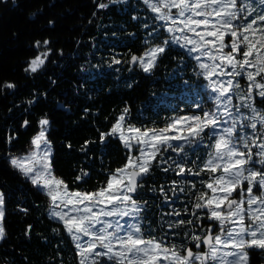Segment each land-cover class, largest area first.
<instances>
[{"label": "trees", "instance_id": "1", "mask_svg": "<svg viewBox=\"0 0 264 264\" xmlns=\"http://www.w3.org/2000/svg\"><path fill=\"white\" fill-rule=\"evenodd\" d=\"M101 3L108 7L99 8ZM165 39L138 0L1 1L0 192L6 235L0 242V264H79V251L51 216L47 195L10 163L13 155L29 149L41 119L50 121L46 137L53 175L71 192L96 193L130 156L116 135L101 140L120 115H125V126L141 131L165 128L187 115L203 118L202 80L184 51L167 45L150 73L138 64L131 67L133 56L142 57ZM40 52H48L45 64L36 72L26 71ZM257 81L264 83L262 76ZM9 83L15 87H5ZM253 103L263 108L264 98L255 96ZM181 146L182 152L173 150ZM173 148L161 150L157 160L167 163L154 161L134 196L147 240L171 242L181 231L183 239L191 240L197 226L175 222L196 221L192 213L201 202L198 195L210 194L206 183L221 175L201 171L212 151L203 138ZM177 164L185 168L183 175L176 174Z\"/></svg>", "mask_w": 264, "mask_h": 264}, {"label": "snow or ice", "instance_id": "2", "mask_svg": "<svg viewBox=\"0 0 264 264\" xmlns=\"http://www.w3.org/2000/svg\"><path fill=\"white\" fill-rule=\"evenodd\" d=\"M153 13H157V19L161 21H171L173 25H183V27H168L167 31L171 33L170 39L163 40V45L175 43L181 47L192 45L190 52H201L206 55L212 64L201 63L199 67L206 70V79L212 80V77L219 74L231 77L244 76L250 83L249 91L240 97L242 101H254L251 90L259 89L257 95L264 98V83L256 80L257 76L264 79V28L253 27L257 25V20L264 22V13L251 19L248 23L239 25L233 21L241 19L240 12L244 8H237V0H156L151 3L150 0H143ZM99 8H107L108 5L101 3ZM177 9V15L181 18L176 20L171 10ZM167 10V11H165ZM251 15V12L248 13ZM195 17H203L197 19ZM244 19H247L245 16ZM198 29H201L198 31ZM176 32L192 33V36H177ZM257 32L259 36L257 37ZM250 35L253 39H250ZM225 36H228L229 42L225 43ZM183 40V44H181ZM49 42L44 41V45ZM37 47L40 42H37ZM165 46H158L148 53L145 57H132V62L139 61L145 73L151 72L156 66L158 56L165 52ZM243 46V47H242ZM228 48L229 51L224 53L223 50ZM211 49V50H208ZM214 50V51H212ZM48 52L37 55L30 61L29 69L36 72L39 67L45 63ZM237 55L242 59H237ZM197 60L200 56L196 57ZM147 60V62H146ZM221 63H216V61ZM119 63V61H116ZM226 64L231 71L223 68ZM217 73V69H222ZM246 68H254L255 72L247 71ZM26 69V71H29ZM211 88L213 92L218 93L216 97L219 105L223 99L225 105V114L229 117L233 113L228 105H232V96L229 93L234 89H240L239 82L233 83L230 79L227 81V87L224 84H216L212 81ZM7 88H14L15 85L9 83L5 85ZM31 103V102H30ZM198 106V105H197ZM253 114L245 119L252 122L247 125L241 122V128L248 127L255 133L257 122L264 126V113L257 111L253 107V103H245L243 105ZM237 111L240 105H235ZM128 109H124L126 114ZM125 115H120L116 124L111 128L110 133H101L103 141L105 135H115L119 133V139L126 148L131 149L133 144L137 146L138 155L128 157L124 168L117 169L110 175L106 187L100 189L96 193H78L69 192L67 185L62 180L56 179L51 173L50 154L51 149L46 137V126L49 125L48 119H41L39 125L41 130L33 139L32 143L37 150L41 149L44 144L43 160L39 169L36 167V154L32 153L26 157L12 158L11 165L18 169L21 174L28 178L30 182L37 187L46 190L48 196L51 197L53 218L61 221L69 234L70 238L75 242V247L79 250V264H98L100 257H106L108 261L114 264H248V252L246 248L264 249V171H258L254 168L247 167L249 164L264 165V142L257 143L261 139L258 135L249 137L247 134L238 132L236 121L232 126L223 128L222 131L226 135H219L215 141L214 152L209 155V159L204 164L201 171L207 170L215 173L218 169L222 174L215 176L212 182L206 183V187L211 190V195L203 192L198 195L197 202L194 207L196 209H208L207 218L218 222L219 233L213 236L212 229L209 227L203 235V243L208 247V251L204 253H193L191 248L184 249V255L176 251L175 247L169 248L163 245L161 241L145 240L141 233L138 223L125 226L119 222L114 225L102 217H127L132 213L118 207L117 205L131 204L133 213L139 214L142 209L129 193H135L139 186H142L144 177H146L152 168V162L157 164L167 163V161L157 160V156L161 150L173 148L171 141L194 140L201 137L205 129L211 128L213 134H217V129L226 120L217 116L215 112H205L203 118L200 116L181 117L162 129H146L141 131L139 128L129 126L125 131L123 122ZM184 124V129L178 128L177 125ZM28 121L23 126H27ZM170 131H175V135H169ZM126 133H130L128 135ZM258 151L255 153L258 159L253 160L252 148ZM242 149H247V152ZM174 151H183L181 146L179 149L173 148ZM179 171L177 175H183L185 168L177 164ZM167 172L169 169H163ZM188 173L199 175V172L192 173L188 169ZM247 173V175H245ZM86 175V174H85ZM80 177H77L79 180ZM139 181V183H138ZM244 181H247V187H244ZM176 184V181H173ZM256 187L260 195H253V188ZM240 189V199H231L232 193ZM163 191V189H161ZM183 192V189H180ZM247 196V200H245ZM59 201V203H58ZM4 194L0 192V240L5 238L4 227ZM247 203V207H245ZM63 205L65 208L72 206L71 212L57 211ZM83 207H80V206ZM98 205L105 207L112 205L110 210L105 207L100 210L93 211ZM256 206V207H253ZM179 216L180 213H175ZM192 215H197L195 212ZM199 219V217H197ZM247 220V223L245 222ZM193 224L192 220L184 221L183 219L175 222V226L184 224ZM97 225L101 227L97 228ZM228 225V227H225ZM174 225H169L173 227ZM112 229V231H109ZM85 237L89 239L84 240ZM192 240L196 241V248L200 247L201 236L193 235ZM83 241V242H81ZM101 249L98 251L97 249Z\"/></svg>", "mask_w": 264, "mask_h": 264}, {"label": "rangeland", "instance_id": "3", "mask_svg": "<svg viewBox=\"0 0 264 264\" xmlns=\"http://www.w3.org/2000/svg\"><path fill=\"white\" fill-rule=\"evenodd\" d=\"M138 1L141 2L144 5V7L153 15V19H155L157 26L160 29H163L164 30V32L166 34V39H170V36L172 35L171 33H169L167 31V28L168 27H183V25H178V24L177 25H173L171 23V21H161V20L157 19L156 18L157 15H158L157 13H153L151 11V9L148 7V5H146V4L143 3V0H138ZM150 2L151 3H155L156 0H150ZM237 8H244V11L240 12L241 19L240 20H237V21H233V23L234 24L243 25V24L248 23L254 17H257L259 14L264 13V0H237ZM165 11H167V10H165ZM177 11L178 10L175 9V8H173L171 10L174 18L176 20H179L181 18L177 15ZM249 12H251V15H248ZM245 16L247 17V19H244ZM195 18L202 19L203 17H195ZM258 26L261 27V28H264V23L262 21L257 20V25H254L253 27L255 28V27H258ZM199 30H201V29H198V31ZM175 35H177V36L189 35V36H192L193 39H196V37L192 33H188V32H184V33L176 32ZM258 36H259V32H257V37ZM229 39L230 38L228 36H225V43H228L229 42ZM250 39H253V37L251 35H250ZM180 43L183 44V40H181ZM170 44L173 45V46H176L180 50L184 51L193 60V63L196 66V73L200 77V80H202V84H203V90L201 91V96H200V101H201L200 104L201 105L199 107V110L201 109L202 110L201 111L202 113H205V112H209V113L215 112L217 116H219V117L222 118V121L223 120H226L227 121V123H222V125L217 129V134H215V135L213 134L212 129L211 128H208V129H205V132H207V134H208L207 137H204L203 134H202L201 137L196 138V139L191 140V141H188V140L171 141L172 145L173 146L175 144H183V145H186L188 143L191 144V143H194V142L195 143H198V142L200 143V141L203 138V140L205 141V143L207 145H209V147H211V150H212L211 153H213L214 152V144H215V141L219 138V135H221V134L226 135L225 133H223L222 129L223 128H228V127L232 126L234 120L236 121V128H237V131L238 132H242L243 134H247L250 138L253 137V135H258V136L261 137V139L258 140L257 143L264 142V126H262L259 122H257V128H256L254 134H253V131L250 128H248V127L241 128V122L243 124H245V125H247L248 123L252 122L250 120L245 119V117H251L253 114L250 112L249 109L245 108L243 105L245 103H253V101H242L240 99V97L243 96V94L245 92H248L249 91L248 84L250 82L244 76L231 77V76H227V75L221 76L219 74L213 76L212 77V80L210 81V80L206 79V76L204 74L206 70L201 69L199 67V65L201 63L212 64L213 61H211L206 55H202L201 52H190L189 49L192 47V45H188L187 47H181L180 45L175 44V43H170ZM161 46H165V45H161ZM156 47H158V46L149 47L148 50H146V52L142 55V57H145V54L146 53H148L150 50H152V49H154ZM42 49H45V46ZM165 49H166V46H165ZM208 50H211V49H208ZM212 51H214V50H212ZM228 51H229L228 48H225L223 50L224 53H227ZM261 51L264 52V49H262ZM42 53H45V52H40V54H42ZM197 56H200V59L199 60L196 59ZM47 57H48V55H47ZM236 58L237 59H242V56L237 55ZM46 59H45V62H46ZM146 62H147V60H146ZM216 63H221V61L218 60V61H216ZM138 66L143 70V68L140 65L139 61H138ZM41 67H39L38 69H40ZM223 68H227L228 71H231L232 70L231 68H228V66L226 64L223 65ZM223 68L222 69H217V73H219L220 71H222ZM247 71H253V72H255V69L254 68H246L245 69V72H247ZM29 72H31L30 69H29ZM262 75H264V74H262ZM259 78H260V76H257L256 77V80L259 79ZM230 79L233 80V83L234 84L236 82H239V84L241 86L240 89H234L233 92L229 93V95L232 96V105H228L227 107H229L231 109L232 113H233V116H231V117H229V116H227L225 114V111H224L225 105L223 103V99L221 100L220 104L218 105L217 104V101H216V97L218 96V93L213 92L211 90L212 87L216 86V85H213L212 81H215L216 84H221L222 83V84H224L225 87H227V81L230 80ZM258 91H259V89H256V88H253L251 90L252 96L254 98H255V96H257V98H260L257 95ZM235 105H240L239 111H237L236 107H234ZM253 107L257 111H259L261 113H264V107L263 108L258 107L256 105H254V103H253ZM184 117H193V116L187 115V116H184ZM123 125H124L125 131H126L127 128H128V126H125L124 122H123ZM177 127L178 128H181V129H184V131L186 133V128H185V125L184 124L177 125ZM48 129H49V125L46 126V133H47ZM126 134L131 135L130 133H126ZM168 134L169 135H175L176 133H175V131H170ZM115 135H116V137L119 138V133H117ZM44 147L45 146L42 143L41 144V149L40 150H37L35 148V145L33 143H31V146L29 147V149L26 152L13 155L11 157V159L12 158L26 157V156H29V155H31L32 153L35 152V153H37L36 154L35 164H36V167L39 169L40 164H41V162L43 160V150H44ZM49 147L51 149V154H50V157H49L50 162H51V158H52V147H51L50 143H49ZM126 149L129 151V153H130V155L132 157H135V156L138 155L137 146H135V143L133 144V147L131 149H129V148H126ZM242 150L245 151V152H247V149H242ZM252 151H253V160L258 159V157H256V155H255V153L258 151V149L255 148V147H253L252 148ZM247 167L254 168L255 170H258V171H264V165L249 164ZM16 170L21 174V172L18 169H16ZM51 173H52V176L55 177L53 175L52 169H51ZM215 173L222 174V171L218 169ZM245 175H247V173H245ZM26 179H28V178H26ZM35 187H37V186H35ZM246 187L247 186H245V188ZM38 188H40V187H38ZM40 189L47 195L46 190H44L42 188H40ZM253 190H254L253 191V195H260V193H259V191H258V189L256 187H254ZM69 192H71V191H69ZM78 193H80V192H78ZM129 195H131V193H129ZM47 197L49 198V202H50V214H51V212L53 211V206H52V203H51V197L48 196V195H47ZM132 198L134 199V196H132ZM58 203H59V201H58ZM137 204L140 206V204L138 202H137ZM117 206L120 207V208H123L124 210L128 211L129 213H132V215L131 216H127V217H123V218H120V217H102V219L108 220L111 223H113L114 225L119 220V222L125 226V231L124 232H121V235H124L126 233L127 226L130 225V224H136V223H138L139 226H140V213H141V211L139 212L138 215H136L135 213H133V206L131 204H122V205H117ZM80 207H83V206L81 205ZM102 207H105V205H98L97 207L93 208V211H97L98 212L100 210V208H102ZM111 207H113V206L112 205H109V206L105 207V210H110ZM71 208H72L71 205H69L66 208L63 205H61V207L58 208V209H56V210L57 211H64V212H70L72 215H76V213L71 212ZM140 208H141V206H140ZM4 209H5V204H4ZM53 219L59 221V219H57V218H53ZM59 222L63 225V223L61 221H59ZM99 227H101V226L100 225H97V228H99ZM109 231H112V229H109ZM140 235H141V233H140ZM87 239H89V237H85L84 238V240H87ZM145 240H147V239H145ZM0 242H1V240H0ZM81 242H83V241H81ZM97 250L100 251L101 249L98 248ZM98 264H114V262L113 261H108L106 257H100L99 258V261H98Z\"/></svg>", "mask_w": 264, "mask_h": 264}, {"label": "flooded vegetation", "instance_id": "4", "mask_svg": "<svg viewBox=\"0 0 264 264\" xmlns=\"http://www.w3.org/2000/svg\"><path fill=\"white\" fill-rule=\"evenodd\" d=\"M243 183H244V187L247 186V181H244ZM209 191H210L209 195H211L212 194L211 190L209 189ZM230 198L239 200L240 199V189L237 188V190L232 193V196ZM245 200H247V196H245ZM245 207H247V203H245ZM253 207H256V206H253ZM194 212L197 215H193L194 220H196L195 222L193 221V224H195L197 227H195L193 234L201 236L200 247L196 248L195 244L197 242L192 240V239L191 240L183 239L184 236H183L182 231L178 233L180 235L175 237L174 241H171L174 244H170L171 242L165 241V242H162L164 246L169 247V248L175 247L176 251H178L181 255H184L183 250L187 249V248H191L193 253H204V252L208 251L207 246L202 244L203 235H204V233L207 232L209 227H211V229H212L211 234L213 236L218 234L220 231L218 222H216L214 220H209L207 218V216L209 214L208 209H196L195 208ZM197 217H199V219H197ZM245 222L247 223V220ZM225 227H228V225H226ZM245 250L248 252V264H253L254 258H256L257 264H264V249L246 248ZM196 264H199V262H196ZM208 264H213V262L209 261Z\"/></svg>", "mask_w": 264, "mask_h": 264}, {"label": "water", "instance_id": "5", "mask_svg": "<svg viewBox=\"0 0 264 264\" xmlns=\"http://www.w3.org/2000/svg\"><path fill=\"white\" fill-rule=\"evenodd\" d=\"M1 1H2V0H0V3H1ZM131 62H132V61H131ZM137 64H138V61H137L136 63H133V62H132L131 67H132V68H135ZM135 146H136V145H135ZM145 180H146V177H144L143 182H144ZM143 182H142V183H143ZM138 183H139V181H138ZM139 187H140V186H139ZM139 187L137 188V190H136L135 193H131L132 196H134V195L137 194ZM202 244H204V243L202 242ZM204 245H205V244H204ZM207 249H208V247H207Z\"/></svg>", "mask_w": 264, "mask_h": 264}]
</instances>
